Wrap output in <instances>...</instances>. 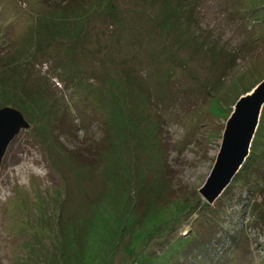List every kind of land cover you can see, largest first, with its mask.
<instances>
[{"label": "rangeland", "instance_id": "374dc122", "mask_svg": "<svg viewBox=\"0 0 264 264\" xmlns=\"http://www.w3.org/2000/svg\"><path fill=\"white\" fill-rule=\"evenodd\" d=\"M57 1L0 0V109L30 125L0 169V264H162L231 201L216 264H264V109L237 178L199 193L264 79V0Z\"/></svg>", "mask_w": 264, "mask_h": 264}, {"label": "water", "instance_id": "95a60500", "mask_svg": "<svg viewBox=\"0 0 264 264\" xmlns=\"http://www.w3.org/2000/svg\"><path fill=\"white\" fill-rule=\"evenodd\" d=\"M264 108V79L235 102L223 128L218 154L199 193L210 205L236 177L250 155ZM30 127L23 114L13 107L0 109V169L15 137Z\"/></svg>", "mask_w": 264, "mask_h": 264}, {"label": "trees", "instance_id": "16d2710c", "mask_svg": "<svg viewBox=\"0 0 264 264\" xmlns=\"http://www.w3.org/2000/svg\"><path fill=\"white\" fill-rule=\"evenodd\" d=\"M79 1L81 0H75L74 3L79 2ZM57 2L65 3L66 1L60 0ZM54 63L55 62H51L50 60L48 61L43 60V63L41 64V66L42 68L45 67V69L48 68L47 71H49V68H51L52 64ZM70 76L71 75L67 77L66 82H69L68 84H71V87H74V88L79 87V83L72 82L73 80L70 79ZM33 92H35V94L37 95L40 92V90L36 89L35 91V89H33ZM57 108L58 107H56L54 103H51L50 112L56 113L55 111H57ZM82 117H84V115ZM65 119L67 120V118ZM65 119L64 121H61L60 123L61 124V126L59 127L60 132L65 130V125L63 124V122H66ZM69 129L70 128H67V130ZM250 152H251L250 153L251 155L253 152L252 151ZM231 203L232 201L228 205H226L224 208H223L224 204H222L220 206L221 208H219L222 211H217V213L215 214L212 212L210 213L212 215L208 214V217H203V219H200L199 221L200 226L191 230V232L193 231V234H192L193 236L191 237L189 242L186 244V246L181 247V252L180 253L170 252L167 257V260L165 262L163 261L164 263L162 264H206V263L216 264L218 261H221L222 258H224L225 254H227L226 251L228 249H233L234 242L238 238L236 233L235 235L233 234L234 232L232 230L233 225L227 220V217L230 215L226 213L231 208L232 206Z\"/></svg>", "mask_w": 264, "mask_h": 264}, {"label": "bare ground", "instance_id": "6f19581e", "mask_svg": "<svg viewBox=\"0 0 264 264\" xmlns=\"http://www.w3.org/2000/svg\"><path fill=\"white\" fill-rule=\"evenodd\" d=\"M242 167H243V166H242ZM242 167H241V168H242Z\"/></svg>", "mask_w": 264, "mask_h": 264}, {"label": "clouds", "instance_id": "9594fccd", "mask_svg": "<svg viewBox=\"0 0 264 264\" xmlns=\"http://www.w3.org/2000/svg\"><path fill=\"white\" fill-rule=\"evenodd\" d=\"M264 109V108H263ZM251 153V152H250Z\"/></svg>", "mask_w": 264, "mask_h": 264}]
</instances>
